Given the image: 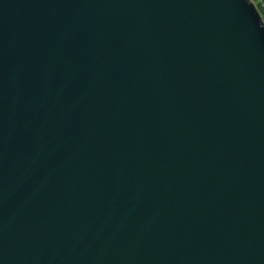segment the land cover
<instances>
[{
    "label": "water",
    "instance_id": "1",
    "mask_svg": "<svg viewBox=\"0 0 264 264\" xmlns=\"http://www.w3.org/2000/svg\"><path fill=\"white\" fill-rule=\"evenodd\" d=\"M0 264H264L251 0H0Z\"/></svg>",
    "mask_w": 264,
    "mask_h": 264
},
{
    "label": "trees",
    "instance_id": "2",
    "mask_svg": "<svg viewBox=\"0 0 264 264\" xmlns=\"http://www.w3.org/2000/svg\"><path fill=\"white\" fill-rule=\"evenodd\" d=\"M264 21V0H252Z\"/></svg>",
    "mask_w": 264,
    "mask_h": 264
},
{
    "label": "rangeland",
    "instance_id": "3",
    "mask_svg": "<svg viewBox=\"0 0 264 264\" xmlns=\"http://www.w3.org/2000/svg\"><path fill=\"white\" fill-rule=\"evenodd\" d=\"M252 1V0H251Z\"/></svg>",
    "mask_w": 264,
    "mask_h": 264
}]
</instances>
